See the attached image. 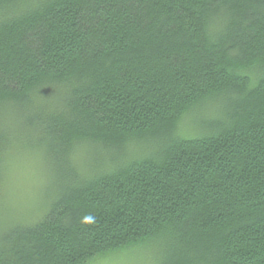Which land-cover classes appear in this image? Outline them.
<instances>
[{"label":"trees","instance_id":"16d2710c","mask_svg":"<svg viewBox=\"0 0 264 264\" xmlns=\"http://www.w3.org/2000/svg\"><path fill=\"white\" fill-rule=\"evenodd\" d=\"M134 254L264 264V0H0V264Z\"/></svg>","mask_w":264,"mask_h":264},{"label":"rangeland","instance_id":"374dc122","mask_svg":"<svg viewBox=\"0 0 264 264\" xmlns=\"http://www.w3.org/2000/svg\"><path fill=\"white\" fill-rule=\"evenodd\" d=\"M42 166L29 155L21 154L16 157L13 168L11 187L8 191L6 201L9 207H13L16 212L26 216L31 210L36 209L39 204L41 189L48 183L43 179ZM19 214V215H20ZM142 255H130L127 259L111 258L105 264H141ZM146 264L153 262L145 257Z\"/></svg>","mask_w":264,"mask_h":264}]
</instances>
